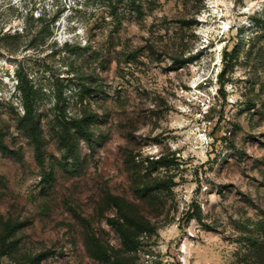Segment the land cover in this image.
Returning <instances> with one entry per match:
<instances>
[{"label":"rangeland","instance_id":"1","mask_svg":"<svg viewBox=\"0 0 264 264\" xmlns=\"http://www.w3.org/2000/svg\"><path fill=\"white\" fill-rule=\"evenodd\" d=\"M98 12L0 0V264H263L264 0H151L119 27ZM30 13L57 17L54 41L12 52ZM84 113L92 142L66 148Z\"/></svg>","mask_w":264,"mask_h":264},{"label":"trees","instance_id":"2","mask_svg":"<svg viewBox=\"0 0 264 264\" xmlns=\"http://www.w3.org/2000/svg\"><path fill=\"white\" fill-rule=\"evenodd\" d=\"M150 1L151 0H99L100 13L102 14L101 22L106 24H114L117 27L122 26L126 22L131 21L136 14L144 9L146 4L150 3ZM13 7L14 4L10 5L9 8ZM56 20V16L47 17L46 13H43L37 17H34V15L30 13L25 20L24 27L13 28L11 26L4 33V37L12 40L10 51L15 52L24 46H32L36 49L41 47H49L54 41L53 32ZM9 21L10 20L8 19L4 22V24L6 25L9 23ZM255 21L258 23L260 28L264 29V21H261L258 18H256ZM112 39L114 40V37H112ZM65 45L66 47H69V42H66ZM115 50L116 49H113L114 52H116ZM103 52H105V50H103ZM228 54L229 53L226 51V56ZM19 81L21 84L18 87L23 94V105L25 108V114L21 118L20 123L22 128L28 132L29 136L34 140V142L39 145L41 142V137L38 133V130H40V122L36 117V105L35 99L33 97L36 91L32 90V94L29 92L32 87H26L27 83H25L22 74H19ZM85 115L86 113H84V115L81 117L74 116L71 117L70 120H65L62 122L64 125H62L63 127L60 131V137L62 138V141L65 142L66 148L69 142H71L72 138H74L76 135L85 136L89 139V143L92 142L93 133L90 128L97 121V115ZM0 140L3 143V140ZM70 154H72L71 156H74V153ZM116 224L122 235L127 238L130 226L129 219H127L125 222H118ZM4 241H6V239H4ZM259 244L261 246V243H258V245L255 246L253 254L257 262L264 264V250L262 251L258 248Z\"/></svg>","mask_w":264,"mask_h":264}]
</instances>
